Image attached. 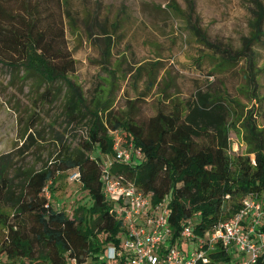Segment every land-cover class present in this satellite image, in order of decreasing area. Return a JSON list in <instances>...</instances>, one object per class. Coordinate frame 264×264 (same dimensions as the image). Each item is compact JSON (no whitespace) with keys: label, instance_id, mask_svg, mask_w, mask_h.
<instances>
[{"label":"trees","instance_id":"obj_1","mask_svg":"<svg viewBox=\"0 0 264 264\" xmlns=\"http://www.w3.org/2000/svg\"><path fill=\"white\" fill-rule=\"evenodd\" d=\"M66 2L18 0L10 5L0 0V62L13 75L21 73L25 81L44 86L41 95L50 103L65 88L66 123L86 120L87 124L86 137L75 144H63L57 137L58 150L39 168L0 160V264H16V259L28 264H105L106 245L119 244L124 226L104 195L103 169L110 177L135 185L152 205L167 199L170 240L180 248L179 235L188 222L196 235H203L229 219L244 197L251 196L264 207V131L243 123L246 153L231 155L230 111L221 95L196 89L183 101L173 100L148 116L140 113L136 101L118 115L105 104H90L93 97L84 99L68 77L75 70V60L66 44ZM252 14L251 33L243 42L250 53L264 37V5L257 3ZM196 34L207 47L223 54L222 62L240 54ZM115 131L121 144L140 155H132L129 162L118 161ZM41 138L38 131L27 133L20 151L40 146ZM70 170L79 172L81 189L91 200L85 208L77 206L72 216L55 208L44 193L53 189L57 173ZM259 228L264 230V224ZM208 256L207 263L196 264L236 262L235 255L220 244Z\"/></svg>","mask_w":264,"mask_h":264},{"label":"rangeland","instance_id":"obj_2","mask_svg":"<svg viewBox=\"0 0 264 264\" xmlns=\"http://www.w3.org/2000/svg\"><path fill=\"white\" fill-rule=\"evenodd\" d=\"M6 1L12 5L18 0ZM257 3L264 5V0H67L66 44L75 60L68 77L86 101L93 97L90 104H105L118 115L132 101L148 116L196 89L221 95L230 111L229 152L245 154L242 124L250 122L264 131V37L253 53L243 47ZM197 31L220 49L241 55L220 61L223 54L207 47ZM44 88L32 79L25 81L21 73L13 75L0 62L2 163L39 168L58 150L57 137L63 144L86 137V120L65 121V88L53 103L41 95ZM37 131L43 136L40 146L21 152L27 133ZM94 157L95 152L92 163ZM72 172L57 173L53 189L44 192L55 208L70 216L77 206L91 204L80 181L70 177ZM193 244L181 246L188 250ZM20 262L28 264L16 259Z\"/></svg>","mask_w":264,"mask_h":264},{"label":"built area","instance_id":"obj_3","mask_svg":"<svg viewBox=\"0 0 264 264\" xmlns=\"http://www.w3.org/2000/svg\"><path fill=\"white\" fill-rule=\"evenodd\" d=\"M115 157L120 162H129L135 149L121 144L118 132H113ZM70 177L79 178L74 170ZM103 192L112 202L114 216L122 221L124 232L119 244H111L105 250V264H196L207 263L208 253L220 244L235 255L234 264H254L264 261V209L251 196L242 200L238 210L226 220L219 221L203 235H196L192 222L185 224L180 232L181 243L194 242L188 250L173 245L167 220V199L152 205L147 194L132 183L112 178L103 169ZM128 255L120 262V258Z\"/></svg>","mask_w":264,"mask_h":264}]
</instances>
